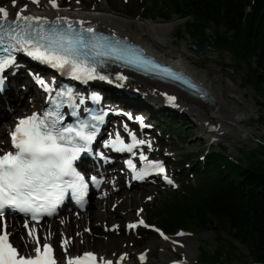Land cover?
Returning a JSON list of instances; mask_svg holds the SVG:
<instances>
[{
  "label": "rangeland",
  "instance_id": "obj_1",
  "mask_svg": "<svg viewBox=\"0 0 264 264\" xmlns=\"http://www.w3.org/2000/svg\"><path fill=\"white\" fill-rule=\"evenodd\" d=\"M27 1L28 0H15V7L18 10L24 9L25 6L23 4ZM38 1L42 2L41 7L44 6V3L50 2V0ZM8 4H13V0H0V7ZM55 4L62 10L71 7H78L82 11L104 10L110 14L128 20L131 24L129 31L134 34L141 32V29L137 27L138 23L145 21L168 23L173 20H178L176 21L177 25L168 35V41L173 44L175 49L184 50V52L190 56V59L182 60L184 66L188 69V73L198 78L208 80L222 96L223 100L227 101L229 104H238L241 109H238L236 117L241 120L240 125L253 131L252 135L246 136L245 139L240 142H232L226 136H215L210 140L209 136H214V134H203L198 126V121L193 116L185 113L182 109L175 110L170 104L166 106L160 104L156 106V112L152 113L148 107L149 102L139 98L135 89L128 84L127 87L133 94L131 99L124 94L126 88L124 85L112 87L104 84L106 88L111 90V95L109 97L110 104L131 114V122L133 124L130 125L129 122L128 124L136 127L137 130L140 126H143V128L147 127L143 130V138L149 140L150 145L149 147L145 146L144 149L152 156L159 157L168 163L169 171L172 176V183L164 186L155 180L152 184L139 186L135 189L132 188L131 185L128 187V182L125 177H122L119 168L118 170H113L111 166H108L107 172L110 173V176L105 180L102 186L105 195L101 197V199L92 196L89 201V211L98 210L97 203L102 201V206H105L107 212L115 214L116 208L111 206V198H113L115 202L116 197L120 196L124 191L134 192L136 202L135 206L130 209L132 212L131 215L135 212L141 213L148 221L151 212L149 209L151 206L165 201L174 191H178L181 185H186V183H193L195 181L194 175L192 177L190 175L192 173L191 169L194 167V162L196 164L197 162L203 161L208 153L212 151L222 152V154L229 155L233 159L242 161L243 159L240 154L242 153L241 150H256L260 145L258 142L264 143V124L260 120V116L264 117V107L259 106V103L263 102V100L257 96L252 86L244 83L243 78L245 72H237L234 70L232 66L233 60L229 54L216 52L212 47H209L210 45L208 43L204 45L203 53L195 51L197 48L196 41L185 32H182L183 23L185 21L184 18L173 16L168 21H164L160 18V14L164 11V8L160 4L151 3L148 0H55ZM142 4L146 5L144 6ZM145 7L147 9V15L143 16L141 13L144 11L143 8ZM179 29L180 32L178 36L176 32ZM207 35L211 36V32L207 31ZM186 54L185 58L188 57ZM30 71L35 74L33 69ZM30 77L31 75L27 74L26 71L20 72L17 75V86L21 87V89H19L21 90L20 94L16 93V90H18L16 89L17 86L15 87L16 90L13 87L9 89V92H11L12 89L15 90V94L19 96V101L16 102V104L11 95L0 98V109L2 108L8 113L7 117H3L0 112V136L2 147L7 144V134L9 133L8 121L10 117L16 115L18 113L17 109L21 107H25L26 110L22 113H18L17 116L20 117L27 114L29 110L28 107H34L32 101H29L32 97L31 95H39L34 89L28 91V87L31 83ZM163 99L164 97H161L162 102ZM178 106L182 107L181 104H178ZM243 107H247L249 112ZM2 109L0 111H2ZM138 115L143 117L142 123L136 121ZM162 115L172 116L177 127L184 128V131L189 130L192 132L191 137L188 138L184 133L180 132V130L179 132L176 131L169 134L166 130L167 122L165 118H161L162 120L160 119ZM204 116L209 118L207 111ZM247 118L249 119L247 120ZM119 119L127 120L125 117ZM13 120L14 119L10 121V126ZM186 122L189 123L188 126L184 124ZM160 131L165 132L164 137L158 136ZM231 132L232 134L240 135L239 130L236 128H233ZM199 155L203 156L197 159ZM261 156L264 159V154H261ZM182 172H188V174L183 176ZM108 181H110L111 186H106L105 188L104 185H106ZM111 187L113 189L112 193H110ZM129 206L130 203L126 201L124 206L120 207V209L128 211ZM133 218V216H130L127 219L119 220V217H115L107 221V223L102 219L94 220L90 225V229L97 237L96 235L94 236L93 243H90V246L87 248L88 251L97 252L105 258L110 256L117 257L123 254L122 251H127L133 254L134 258L137 260V256H139L140 253L149 249V255L144 258L146 260L145 264H177L178 262L185 261L182 249L178 248L176 245L181 243L193 249L195 252L192 257H187L189 260L188 264H209L211 261L202 260L199 256V250H204L207 253L214 252L216 247V235L214 232L194 231L184 232L182 236L178 234L166 236L168 239L174 241L173 245L164 243L165 235L147 240L143 239V241L139 243L136 240L142 239L137 237V233L142 228H126L130 225L131 221H133ZM118 221L122 223H118ZM150 223L153 222L150 221ZM112 227H114L116 231L112 232ZM87 229L88 228H84V232H87ZM16 236V234L15 236L13 235V237ZM222 238L223 241H230L231 239L228 235H223ZM26 242L28 243V240ZM78 242L82 244L83 242L86 243V240H80ZM142 243L143 246L141 248L137 246ZM237 247L241 250L242 259L233 264H249L248 259L244 258L246 253L242 250L243 248L240 245H237ZM19 251L21 252L20 248ZM82 251L86 250L81 249L77 253ZM140 261L142 260L140 259ZM220 261L219 264H222L224 259L222 258Z\"/></svg>",
  "mask_w": 264,
  "mask_h": 264
},
{
  "label": "trees",
  "instance_id": "obj_2",
  "mask_svg": "<svg viewBox=\"0 0 264 264\" xmlns=\"http://www.w3.org/2000/svg\"><path fill=\"white\" fill-rule=\"evenodd\" d=\"M160 4V18H184L183 31L197 47L208 43L215 51L227 53L237 72L244 71V83L252 86L264 107V0H148ZM146 5V4H142ZM141 15L146 14V7ZM211 32V36L207 35ZM180 29L176 34L179 36ZM167 131H191L177 127L172 116H160ZM161 119V120H162ZM264 124V117L260 116ZM186 126L189 123H184ZM165 132L159 133L164 137ZM243 160L212 151L192 167L193 183L181 185L163 202L150 207V221L167 236L179 231H212L216 235L214 252L199 250L209 264H233L242 259L240 245L249 264H264V146L241 150ZM203 155L197 156V159ZM183 171V170H182ZM187 173H183L186 176ZM228 235L230 241H223ZM137 242L156 235L141 229ZM142 247V244H138ZM243 256V255H242Z\"/></svg>",
  "mask_w": 264,
  "mask_h": 264
},
{
  "label": "snow or ice",
  "instance_id": "obj_3",
  "mask_svg": "<svg viewBox=\"0 0 264 264\" xmlns=\"http://www.w3.org/2000/svg\"><path fill=\"white\" fill-rule=\"evenodd\" d=\"M32 2L38 3V0ZM50 2L55 8V0ZM24 11L26 9L20 10L13 20H9L8 10L0 7V73L14 62L13 53L23 51L53 68L67 70L77 80L105 79L104 76H99L95 66L89 63V53L84 51L89 45L78 33L73 35L75 29L69 27L67 31H58L56 25L59 21L46 29V21L39 17L25 16ZM91 49L92 55H102L96 44L92 43ZM37 82L45 91H51L43 80ZM66 94L71 98L72 90L68 89ZM58 95L63 97L65 92L61 91ZM169 100L174 101V98L170 97ZM55 106L57 110L60 107L58 103ZM61 119L58 111H47L42 116L33 114L18 121L11 133V144L15 152L10 151L0 156V216L7 207L30 213L34 220L38 219L44 213L50 214L69 189L83 199L87 185L83 177L75 171L73 162L81 152L88 150L95 133L86 132L85 129H94L95 125L59 127ZM92 119L100 120L102 117L94 116ZM132 140V145H125L117 134L110 146L117 151H132L137 144L144 143L137 141L134 135ZM140 158L147 160L143 155ZM128 166L135 171L131 160L128 161ZM151 169L164 172L160 163L150 162L144 173L137 174V178H143ZM66 177L72 179L66 180ZM168 182L172 183L171 180ZM140 224H143V221H140ZM25 227H28L27 224ZM129 227L135 228L137 225L132 224ZM34 231L29 229L28 235L33 236ZM9 235L5 225L4 230L0 231V264H57L53 248L48 243L41 246L39 237H35V254L25 256L11 244ZM161 235L163 236V233ZM164 238L168 239L166 236ZM66 244L67 241L64 242V245ZM140 259L143 260L144 257ZM67 264H97V257L92 253H85L82 257L69 258ZM105 264L112 262L106 261Z\"/></svg>",
  "mask_w": 264,
  "mask_h": 264
},
{
  "label": "bare ground",
  "instance_id": "obj_4",
  "mask_svg": "<svg viewBox=\"0 0 264 264\" xmlns=\"http://www.w3.org/2000/svg\"><path fill=\"white\" fill-rule=\"evenodd\" d=\"M41 4L42 2L40 1H38V3H33L32 0H28L23 4L25 6L24 9H26V11L23 12V15L49 18L50 20H53V17L55 16L62 15L68 17V19L71 21L80 20L85 23L93 24L102 30H108L112 33L125 36L132 42L144 43L147 45V48L150 50V53L152 55L166 61V63L174 65L175 67H181L183 70H188L184 66L182 60L190 59V56L187 55L184 50L175 49L173 44L168 41V35L177 25L176 21L178 20H173L168 23H155L152 21L138 23L137 27L141 29V32L134 34L129 31L131 24L128 20L110 14L104 10L82 11L78 7H71L62 10L59 9L57 5L55 8L52 7L51 2L44 3L43 7H41ZM2 7L8 10L9 18H15L16 13L21 10H18L15 6H13V4H8ZM185 54L188 56L187 58H185ZM16 69L18 68H15V70ZM190 75L192 74L190 73ZM122 76H128V78H130V81L126 80L125 83L135 89V92L137 93V96L139 95V98H141L143 101L146 100L147 102H149L148 107L152 111V113L156 112V106L160 105L162 102L160 96L167 97L168 99L170 97L174 98V101H171V103H173V108L175 110H179L183 107L184 109H182L183 111H185V113L193 116L198 121V126L202 130L203 134H214V136H209L210 140H212V137L215 136H226L232 142H240L244 140L246 136H250L253 134V131L251 129H246L245 127L240 125L241 120L236 117V115L238 114V109H241V107L238 104H229L227 101L223 100L222 96L217 92L212 84L209 83L208 80H204L203 78L201 79L193 75V77H191L194 82L196 78L198 82L202 83L203 86H205L208 97H212L215 101V104L218 105V115L214 119L206 118L204 116L208 108L203 104L202 101H200L201 99H195L186 96L192 91L191 86L186 88L184 90V93H182L172 87L161 86L155 82L148 81L129 73L122 74ZM100 83L104 84V82ZM10 85L15 89V87L17 86V78L15 81L14 79H12ZM16 89V93L20 94L21 90L19 89H21V87L17 86ZM93 89H96L95 91L99 94L102 106L110 105L109 97L111 95V90L109 88H106V86H101L99 89H97V87H93ZM15 90L12 89L10 92V95L13 99L14 96H16ZM35 96L37 98L36 100L29 99V101H32V105L34 106H41L39 96ZM15 101H19V96L18 98L14 99V103L16 104ZM178 104H181L182 107H179ZM244 109L249 112L247 107H245ZM24 110H26L25 107L17 109L18 113H22L24 112ZM0 112L2 113L3 117L8 116V113L3 109ZM17 114L13 117H10L8 121L9 126L10 121L12 119H15L14 117H18ZM248 119L249 118H247V120ZM233 128L239 130V136L236 134H232L231 130ZM143 141L144 147H149L150 141L144 138ZM128 182L130 183L132 188L137 189L140 186L135 182H131L130 180ZM106 186H111L110 181H108ZM112 191L113 189L111 187L110 193H112ZM93 194L94 197L100 199L102 195H104L103 191L97 190H95ZM110 201L111 206H114L116 208L115 214L107 212L105 206H102V201H100L99 203H97L98 210L89 211L88 209H86L85 211L79 212L78 214H75L74 211H71L70 213L67 212V214L59 216L57 219H54L51 222L40 223L34 226L27 225V228L25 227V225H22L23 222L13 220L12 218L4 216L3 219L0 220V229L3 228V225H6V227L11 232V240L14 241L15 245L18 248H20L22 253L30 252L35 254L33 251V249L36 247L35 237H39L41 246L44 243H48L49 245H51L57 264H65V259H69L75 255H78L80 252H77L81 249L88 250L87 248L90 246V243H93V239L96 234L92 232V230L90 229V225L92 222H94V220L102 219L107 223V221H110L115 217H119V220H121L133 216L134 218L132 219L133 221H131L130 225H136L138 221H145L141 213L135 212L133 215H131L132 212L130 211V209L135 206L136 202L134 192L124 191L120 196L116 197L115 202L113 201V198H111ZM126 201L130 203V206L128 208V211H123L120 209V207L124 206ZM118 223L122 222L118 221ZM84 228H88L86 230L87 232H84ZM126 228L131 229L129 226ZM29 229L35 230L33 236L28 235ZM111 231L114 232L116 231V229L112 227ZM15 234L17 236L13 237V235L15 236ZM27 240L28 243L26 242ZM80 240H86V243L83 242L82 244H79L78 241ZM65 241H67L66 245H64ZM164 243L173 245L174 241L164 238ZM176 245L178 248L182 249V254L185 257L184 262H178L177 264H188L189 260L187 257H192V255L195 253L194 250L181 243ZM65 248L67 249V251H65ZM144 252L140 253V255L137 256L136 260L133 254L127 251H122V253L124 254L122 256V264H145L146 260L143 259L142 261H140V258L143 255L148 256L149 249ZM110 258L115 260V258H118V256H110L106 258L102 257V259Z\"/></svg>",
  "mask_w": 264,
  "mask_h": 264
},
{
  "label": "water",
  "instance_id": "obj_5",
  "mask_svg": "<svg viewBox=\"0 0 264 264\" xmlns=\"http://www.w3.org/2000/svg\"><path fill=\"white\" fill-rule=\"evenodd\" d=\"M203 51H204V46H198V52L202 53ZM202 102L208 108L207 109L208 117L210 119L216 118L218 115V105L215 104L214 99L212 97H208V94L206 93V96L202 97Z\"/></svg>",
  "mask_w": 264,
  "mask_h": 264
}]
</instances>
